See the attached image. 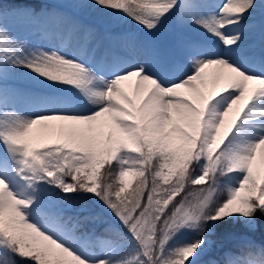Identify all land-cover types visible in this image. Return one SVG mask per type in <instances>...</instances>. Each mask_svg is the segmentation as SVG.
<instances>
[{
  "label": "snow or ice",
  "instance_id": "obj_1",
  "mask_svg": "<svg viewBox=\"0 0 264 264\" xmlns=\"http://www.w3.org/2000/svg\"><path fill=\"white\" fill-rule=\"evenodd\" d=\"M258 155L264 0H0V264H264Z\"/></svg>",
  "mask_w": 264,
  "mask_h": 264
},
{
  "label": "rangeland",
  "instance_id": "obj_2",
  "mask_svg": "<svg viewBox=\"0 0 264 264\" xmlns=\"http://www.w3.org/2000/svg\"><path fill=\"white\" fill-rule=\"evenodd\" d=\"M40 4H41V8H45L47 9L49 6L58 4V3H62L63 0H39ZM53 12L56 11L55 8L52 9ZM79 19L84 22V23H88L91 24L93 23V17L88 16V15H81L79 16ZM172 25L169 26V28H171ZM117 31L119 32H124V33H130L132 35H134L137 39L139 40H144L147 37H145L144 33L138 28V26L135 24L134 21H129L127 23H122L117 25L116 28ZM14 31L16 32L17 36L26 39L30 46H36V47H41L45 50L48 49L49 45V41L47 39L44 38V34L43 33H37V32H33L31 30H27V29H21V28H15ZM256 41H259V36L257 35L256 37ZM135 80L136 78H132L129 82H126L125 84V90L130 94V95H134L135 94ZM12 83L15 84L16 87L21 88V89H31L33 86L30 84V82L20 78L17 79L15 81H13ZM21 109L26 111L27 109L21 105ZM48 124H58L59 122L57 121H48L46 122ZM49 142H53V141H49ZM256 167L259 168L261 171H264V155H258L257 157V161H256ZM126 179V178H125ZM243 251H237L236 253H234L232 251V253L230 255H224L222 252H217V251H212L210 253H208L205 257L206 261H218L220 262V264H228L229 261L234 262V264H245V262L249 259H252L250 257H247L244 259V261L241 260V256L243 255Z\"/></svg>",
  "mask_w": 264,
  "mask_h": 264
},
{
  "label": "trees",
  "instance_id": "obj_3",
  "mask_svg": "<svg viewBox=\"0 0 264 264\" xmlns=\"http://www.w3.org/2000/svg\"><path fill=\"white\" fill-rule=\"evenodd\" d=\"M31 2V1H30ZM32 3V2H31ZM139 177H133V176H130L128 178H126V180L128 181V188H127V192H131L133 188H135L136 186V183L138 181ZM71 210V209H70ZM67 211V215L69 213V211ZM74 211V210H73ZM75 212H72L70 213L69 215H74ZM255 240L259 243V244H262L264 243V237L260 236L259 234H257V236L255 237Z\"/></svg>",
  "mask_w": 264,
  "mask_h": 264
}]
</instances>
